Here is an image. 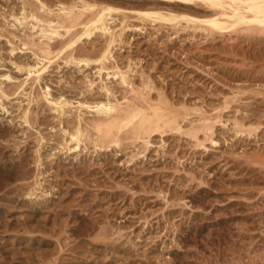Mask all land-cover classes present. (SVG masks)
Listing matches in <instances>:
<instances>
[{"label":"rangeland","instance_id":"374dc122","mask_svg":"<svg viewBox=\"0 0 264 264\" xmlns=\"http://www.w3.org/2000/svg\"><path fill=\"white\" fill-rule=\"evenodd\" d=\"M102 1L0 0V264H264V26L241 24L223 35L180 17L229 20L233 9L204 0ZM109 6L115 10L104 11ZM144 10L160 11L173 24L142 17ZM70 12L82 25L105 14L107 33L80 35L66 48L61 42L80 37L81 24L73 35L60 27L56 40L42 37L45 19L68 24ZM109 30L114 35L106 38ZM40 48L54 53L47 57ZM107 48L109 72L100 74L98 62H68L69 55L92 61ZM39 66L47 69L37 79ZM111 66L128 71L130 84L112 76ZM142 82L155 89L152 103L165 97L164 104L183 112L177 117L190 111L177 119L182 130L158 131L146 142L122 134L120 145L103 144L92 129L101 115L88 105L107 99L103 85L112 88L113 101H123V94L133 96L126 87L143 89ZM60 99L68 102L64 109ZM78 124L81 146L71 138Z\"/></svg>","mask_w":264,"mask_h":264},{"label":"bare ground","instance_id":"6f19581e","mask_svg":"<svg viewBox=\"0 0 264 264\" xmlns=\"http://www.w3.org/2000/svg\"><path fill=\"white\" fill-rule=\"evenodd\" d=\"M76 1V0H75ZM82 1V0H81ZM90 1V0H89ZM98 1V0H97ZM102 1V0H101ZM149 1H151V0H149ZM182 1V0H181ZM184 1V0H183ZM188 1V0H187ZM190 1V0H189ZM203 1V0H202ZM204 1H207L211 6H213V8L214 7H219V8H221V10H222V8H224L225 6H228V7H230L231 9H233V13H232V15L230 16V15H228V17L227 18H229V20H226V21H222V20H220V19H218V18H214V17H212V18H206V19H201L200 17H197L196 15H187V14H185V15H183V16H180V17H182L184 20L186 19V21H188V22H190V23H206V24H208L210 27H212V28H215L216 30H218L219 29V31L220 30H222L221 31V33L222 32H224L225 31V29L227 30L228 28H231V27H236V26H241V24L243 25V24H250V25H255V24H257V25H262L261 27H262V29H263V26H264V0H204ZM23 2V1H22ZM41 3H42V1H40ZM103 2V1H102ZM101 2V3H102ZM195 2H197V0L195 1ZM73 3V2H72ZM72 3H71V5H72ZM93 3V2H92ZM95 3V6H93V7H96V2H94ZM93 3V4H94ZM191 3V2H190ZM43 4H44V2H43ZM197 4H201V3H197ZM33 5V4H32ZM46 5V4H45ZM76 5H77V3L75 4V6H74V4H73V6L74 7H76ZM99 5V4H98ZM97 5V6H98ZM169 5V4H168ZM36 5H34V7H35ZM39 6V5H38ZM42 6V5H41ZM68 6H70V4L68 5ZM91 6L92 5H90L89 6V8L90 9H92L91 8ZM171 6V5H170ZM183 6V5H182ZM187 6V5H186ZM199 6H202V5H199ZM43 7H45L44 5H43ZM42 7V8H43ZM72 7V6H71ZM70 7V8H71ZM73 7V8H74ZM82 7V6H81ZM87 8H88V5L86 6ZM197 7V6H196ZM202 7H204V6H202ZM33 8V7H32ZM47 8V7H46ZM60 8H62V7H60ZM67 8V7H66ZM73 8L71 9V11L73 10ZM83 8V7H82ZM98 8H99V6H98ZM97 8V9H98ZM113 7H107V8H105L104 9V11H109V12H111V11H114L115 9H112ZM153 8V7H152ZM155 9H156V7H154ZM153 8V9H154ZM206 8V7H205ZM48 9V8H47ZM46 9V10H47ZM50 9V8H49ZM64 9H65V7H64ZM64 9H62L63 11H64ZM81 9V8H80ZM118 8H116V10H117ZM165 9V8H164ZM175 9V8H174ZM208 9V8H207ZM26 10V9H25ZM74 10H75V8H74ZM73 10V11H74ZM83 10V9H82ZM85 10H86V8H85ZM96 10V9H95ZM99 10V9H98ZM97 10V11H98ZM118 10H120V11H122L123 9H118ZM152 10V9H151ZM151 10L150 11H146V10H144V11H139V14L142 16V17H148V18H150L151 19V17H156V18H159V19H161V20H159V21H163V20H166V22L168 23V22H171L170 20L172 19V18H170V17H168V16H164L163 14H160L161 12L159 11V13H157V12H151ZM165 10H167V9H165ZM229 10V9H228ZM39 11H40V9H39ZM38 11V12H39ZM51 11V10H50ZM49 11V12H50ZM78 11V10H77ZM86 11H88V10H86ZM154 11H156V10H154ZM161 11H163V9L161 10ZM172 11H173V9H172ZM188 11V10H187ZM190 11V10H189ZM214 11H215V9H214ZM242 11H244V12H242ZM26 12V11H25ZM41 12V11H40ZM43 12H46V11H44L43 10ZM54 12V11H53ZM56 12V11H55ZM66 12V11H65ZM68 13H69V11H67ZM94 12V11H93ZM116 13H118L117 11H115ZM124 12V11H123ZM136 12V11H135ZM167 12V11H166ZM202 12V11H201ZM59 13H61V12H59ZM63 14H64V12H62ZM71 14L68 16V18L69 19H71V20H73V21H69L68 20V24H67V22L65 21H63V20H61L60 18L61 17H59V19L61 20V21H63V22H59L60 24H55V22H48V20L47 19H43L45 22H43V23H47V27L45 26V24H41V26H43L44 25V27L45 28H43V27H40L39 26V24H40V22L38 23V24H36V26H35V28L37 29L38 28V26L40 27V28H42L41 29V34H42V37H45V38H49V39H55V38H53L54 37V35H56V36H59L61 33L59 32V28L60 27H64V28H66L67 29V32H69L71 29L73 30V32H70V34H72L73 35V33H75L76 32V30H74V28H75V26L76 25H78V24H81L82 25V23H76L77 22V20L79 21V20H83V19H80V18H76V17H78V16H76L75 14V16L73 15V13L72 12H70ZM79 13H80V11H79ZM113 13V12H112ZM126 13V12H125ZM169 13H170V11H169ZM176 13V15H177V12H175ZM183 13V12H182ZM196 13V12H195ZM215 13V12H214ZM22 14V13H21ZM37 14H39V13H37ZM40 14H42V13H40ZM49 14V13H48ZM67 14V13H66ZM81 14V13H80ZM82 14H84V13H82ZM87 14V13H86ZM93 14V13H92ZM100 14V13H99ZM138 14V13H137ZM167 14V13H166ZM209 14H211V13H209ZM23 15H25V14H23ZM27 15V14H26ZM32 15V14H31ZM44 15V14H43ZM51 15V14H50ZM49 15V16H50ZM58 15H60V14H58ZM108 15V14H107ZM121 15V14H120ZM122 15H124V14H122ZM169 15V14H168ZM182 15V14H181ZM204 15V14H203ZM224 15H227V14H223L222 16H224ZM52 16H53V14H52ZM57 16V15H56ZM60 16H62V15H60ZM81 16V15H80ZM91 16V15H90ZM95 16V15H94ZM99 16V15H98ZM98 16H96V17H94V18H90V20H87V22L85 23V25H82V27H84L85 28V30L84 31H82L80 34H79V36L81 35H83V37L84 36H86V37H90L93 33H94V31H96V30H102L103 32H106L107 30H108V27H107V25L105 24V20L107 19H105L104 17H105V14H102L101 13V15L98 17ZM113 16H115V15H113ZM112 16V17H113ZM125 16V15H124ZM129 16V15H128ZM177 16H179V15H177ZM173 17V15H172V17L173 18H175V21L174 20H172V21H174L175 22V24H177V22H176V19L177 18H179V17ZM218 16V15H217ZM217 16H215V17H217ZM22 17V16H21ZM25 17V16H24ZM28 17V16H27ZM32 17H36L35 16V14H33L32 15ZM45 17H47V16H45ZM63 17V16H62ZM65 17V16H64ZM82 17H86L85 15H82ZM108 17V16H107ZM120 17V16H119ZM121 17H123V16H121ZM220 17H221V15H220ZM226 17V16H225ZM40 18V17H39ZM67 18V16H66V18H65V20L66 19H68ZM116 18V17H115ZM115 18L113 17V18H111V19H114L115 20ZM138 18V17H137ZM182 18H181V20H182ZM204 18V17H203ZM17 19V18H16ZM20 19V18H19ZM22 19H24L23 17H22ZM25 19H27V18H25ZM28 19H29V17H28ZM33 19H35L37 22L39 21V20H37V18H33ZM58 19V18H57ZM87 19H88V17H87ZM110 19V18H109ZM110 19V20H111ZM123 19H124V17H123ZM125 19H126V17H125ZM142 19V18H141ZM141 19H140V21H141ZM145 19V18H144ZM147 19V18H146ZM149 19V20H150ZM41 20H42V18H41ZM42 20V21H43ZM122 20V19H121ZM154 20V19H153ZM153 20H151V22L153 21ZM169 20V21H168ZM16 21V20H15ZM23 21H25V20H22V23L24 24V22ZM29 21H31L30 19H29ZM33 22H34V20H32ZM35 21V22H36ZM49 21H51V20H49ZM116 21V20H115ZM114 21V22H115ZM126 21V20H125ZM124 21V22H125ZM148 21V20H147ZM159 21H158V23H159ZM183 21V20H182ZM26 22V21H25ZM34 22V23H35ZM83 22V21H82ZM106 22H108V21H106ZM122 22H123V20H122ZM144 22H145V20H144ZM144 22H142V23H144ZM33 23V24H34ZM52 23H54L55 25H53L52 26ZM112 23H113V20H112ZM157 23V22H156ZM172 23V22H171ZM21 24V23H20ZM22 24V25H23ZM29 24V23H28ZM64 24H65V26H64ZM67 24V25H66ZM108 24H109V22H108ZM161 24V23H160ZM173 24V23H172ZM174 24V25H175ZM178 24H180L179 22H178ZM188 25H189V23H187ZM124 25V24H123ZM122 25V26H123ZM130 25V24H129ZM195 25V24H194ZM247 25V26H248ZM24 26V25H23ZM80 26V25H79ZM109 26V25H108ZM121 26V25H120ZM173 26V25H172ZM180 26V25H179ZM196 26V25H195ZM244 26V25H243ZM246 26V27H247ZM252 26H251V28H252ZM18 27V26H17ZM25 27V26H24ZM74 27V28H73ZM81 27V26H80ZM110 28V30L112 31V26H109ZM124 27H126L125 25H124ZM123 27V28H124ZM200 27V26H199ZM199 27H198V30H199ZM250 27V26H249ZM248 27V28H249ZM195 28V31H197L196 29H197V26L196 27H194ZM206 28H208L207 26H206ZM250 28V29H251ZM255 28V27H254ZM9 29H11V28H9ZM63 29V28H62ZM61 29V30H62ZM80 29V28H79ZM115 29V28H114ZM186 29V28H185ZM200 29H204V27L203 28H200ZM235 29V28H234ZM242 29H243V27H242ZM242 29H241V31H242ZM244 29H245V26H244ZM256 29H257V26H256ZM24 30V29H23ZM63 30H65V29H63ZM110 30H109V32H108V34H106V38H107V35H109V34H112V33H110ZM121 30H122V28H121ZM125 30V29H124ZM206 30H209L210 32H211V30H210V28L209 29H206ZM213 30V29H212ZM231 32H233V28H231ZM236 30V29H235ZM252 30V29H251ZM259 30H261V29H259ZM264 30V29H263ZM262 30V31H263ZM75 31V32H74ZM128 31V30H127ZM132 31V30H131ZM228 31H229V29H228ZM238 31H240L239 29H238ZM256 31V30H255ZM121 32V31H120ZM124 32V31H123ZM215 32V31H214ZM259 32V31H258ZM40 33V32H39ZM65 33V32H64ZM77 33V32H76ZM97 33H98V31H97ZM107 33V32H106ZM125 33V32H124ZM212 33V32H211ZM210 33V34H211ZM218 33V32H217ZM228 34H229V32H227ZM233 33H235V32H233ZM32 34V33H31ZM30 34V35H31ZM69 34V35H70ZM100 34V33H99ZM123 34V33H122ZM127 34V33H126ZM143 34V33H142ZM209 34V33H208ZM214 34V33H213ZM215 34H216V32H215ZM223 34V33H222ZM221 34V35H222ZM64 35V34H63ZM68 35V34H67ZM75 35V34H74ZM95 35V34H94ZM97 35V34H96ZM104 35H105V33H104ZM112 35H114V34H112ZM111 35V36H112ZM119 34H116V36H117V38L118 37H120V36H118ZM224 35V34H223ZM230 35V34H229ZM71 36V35H70ZM76 36H78V34L77 35H75V36H73V37H69L70 38V40H68L67 41V43H62L61 42V44L62 45H65L64 46V48H66V46L67 47H70V45L72 46L73 44H76L77 43V41L79 42L80 40V38H81V36L80 37H78L77 39H75L76 38ZM93 36V35H92ZM32 37H34V35L32 36ZM61 37H62V35H61ZM113 37V36H112ZM59 38V37H58ZM63 39H64V41H65V36L64 37H62ZM61 38V39H62ZM68 38V37H67ZM92 38V37H91ZM114 38V37H113ZM113 38H111V40L113 39ZM116 38V39H117ZM126 38V37H125ZM124 38V39H125ZM209 38V37H208ZM213 38V37H212ZM41 39V38H40ZM86 39V38H85ZM103 39V38H102ZM110 39V38H109ZM108 39V40H109ZM115 39V40H116ZM56 40V39H55ZM67 40V39H66ZM107 40V39H106ZM106 40H105V42H106ZM110 40V41H111ZM114 40V41H115ZM119 40V39H118ZM123 40V39H122ZM39 41V40H38ZM63 41V40H62ZM12 42V41H11ZM14 42V41H13ZM47 42V41H46ZM45 42V43H46ZM81 42V41H80ZM93 42V41H92ZM109 42V41H108ZM116 42V41H115ZM123 42V41H122ZM34 43V42H33ZM36 43V42H35ZM40 43V42H39ZM45 43H44V46H46L45 45ZM107 43V42H106ZM106 43H105V45H106ZM124 43V42H123ZM41 44V43H40ZM50 44H51V42H50ZM49 44V45H50ZM95 44V43H94ZM109 44H110V42H109ZM103 45V44H102ZM107 45H108V43H107ZM112 45H114L113 43H112ZM126 45V44H125ZM32 46V45H31ZM31 46H29V47H31ZM34 46H35V44H34ZM34 46H33V48H34ZM43 46V45H42ZM51 46V45H50ZM119 45H117L116 47H118ZM25 47V46H24ZM41 47V46H40ZM54 47V46H53ZM62 47V49L63 50H65L64 48H63V46H61ZM84 47V46H83ZM105 47V46H104ZM106 47H108V46H106ZM113 47V46H112ZM16 48V47H15ZM120 48V47H119ZM28 49V48H27ZM30 49V48H29ZM38 49V48H37ZM42 48H40V50H41ZM50 49H52V48H50ZM59 49H61V48H59ZM61 49V50H62ZM68 49H70V48H68ZM77 49V48H76ZM114 49V48H113ZM16 50V49H15ZM61 50H60V52H61ZM63 50H62V52H63ZM84 50V49H83ZM82 50V51H83ZM105 50V49H104ZM114 50H116V49H114ZM120 50H122V49H120ZM43 53H45L46 55H48L49 53H51V52H49V48L47 49H45V48H43V50H41ZM74 51H75V49H74ZM11 52H12V50H11ZM14 52V51H13ZM57 52V51H56ZM61 52V53H62ZM70 52V51H69ZM68 52V53H69ZM84 52V51H83ZM120 52V51H119ZM39 53V52H38ZM52 53H54V52H52ZM59 53V51L57 52V54ZM61 53H59V54H61ZM73 53V52H72ZM79 53V52H78ZM58 54V55H59ZM109 54H111V52H110V49H106L105 51H103V52H101V53H99L98 54V57L97 58H95V59H93L92 61L89 59V58H86L87 57V55H86V57H82V58H78V57H76V56H73V55H69L67 58H68V62H71V63H73V64H76V65H89L91 62L93 63V62H98L99 64L98 65H100V67L98 68L99 69V73L101 74L102 73V71H110V69L108 68V66L110 65L109 63H111V62H109V63H107V64H109L108 66H107V64H106V60L109 58L108 56H111V55H109ZM115 54V53H114ZM34 55V54H33ZM52 55V54H51ZM66 55H67V53H66ZM65 55V56H66ZM81 55V54H80ZM120 56V55H119ZM43 57H45V56H43ZM47 57H50L49 55L47 56ZM89 57V56H88ZM112 57V56H111ZM118 57V56H117ZM122 57V56H121ZM42 59V58H41ZM44 59H46V57L44 58ZM43 59V60H44ZM50 59V58H49ZM55 59V58H54ZM58 59V58H57ZM56 59V60H57ZM64 59V58H63ZM42 60V61H43ZM51 60V59H50ZM116 60V59H115ZM126 60V59H125ZM41 63H39V64H41L42 65V61L41 60H39ZM64 61V60H63ZM108 61V60H107ZM110 61V60H109ZM117 61H118V59H117ZM116 61V62H117ZM113 62V61H112ZM119 62V61H118ZM130 63H131V61H129ZM45 63V62H44ZM50 64H51V62H49ZM114 63V62H113ZM134 63V62H133ZM47 64V63H46ZM45 64V65H46ZM66 64V63H65ZM97 65V64H96ZM130 65V64H129ZM43 66H44V64H43ZM48 66V65H47ZM71 66V65H70ZM120 66V65H119ZM29 67V66H28ZM30 67H32V66H30ZM76 67V66H75ZM80 67V66H79ZM85 67V66H84ZM92 67V66H91ZM114 67V66H113ZM112 66L110 67L111 68V70H112V68H113ZM121 67V66H120ZM136 67V66H135ZM36 68V67H35ZM35 68H29V69H27V71H28V73H32V70L33 69H35ZM39 68H40V66H39ZM37 68L38 70H34V72L35 73H38V75H36L37 76V79L40 77L39 75H41V73H40V70L42 69V68H44V67H42V68ZM90 68V67H89ZM117 68V67H116ZM126 68H127V66H126ZM44 69H47L46 67L44 68ZM80 69H81V67H80ZM114 69H115V67H114ZM122 69V68H121ZM128 69H130V68H128ZM136 69V68H135ZM83 70V69H82ZM116 71L114 72V70H113V72L111 71V73H112V76L114 75V76H118V78L121 80V82L120 83H122V84H130V81L128 80V79H131V78H126V75H127V73H128V71H127V73L125 72V70L124 71H122V70H120V69H115ZM20 71V70H19ZM81 71V70H80ZM130 71V70H129ZM75 72V71H74ZM27 73V74H28ZM34 73V74H35ZM111 73H107L108 75L109 74H111ZM98 74V73H97ZM105 74V73H104ZM106 74V75H107ZM30 75V74H29ZM146 75V74H145ZM131 76V75H130ZM101 77V76H100ZM100 77H99V80H100ZM138 77V76H137ZM143 77H145L144 75H143ZM142 77V78H143ZM31 78V75H30V77H29V79ZM135 78V77H134ZM140 78V77H139ZM11 79V78H10ZM35 79V78H34ZM33 79V80H34ZM36 79V80H37ZM40 79V78H39ZM42 79V78H41ZM90 79V78H89ZM28 80V79H27ZM31 80H32V78H31ZM91 80V79H90ZM134 80V79H133ZM30 81V80H29ZM40 81V80H39ZM103 81V80H102ZM116 81V80H115ZM146 81H147V79H146ZM146 81H144L145 83H146ZM37 82V81H36ZM100 82V81H99ZM104 82V81H103ZM107 82H110V81H107ZM35 83V82H34ZM41 83V82H40ZM90 83H92V81L90 82ZM143 83V82H142ZM145 83H143V84H145ZM83 84V83H82ZM99 84V83H98ZM104 84V83H103ZM113 84V83H112ZM150 84V83H149ZM148 82H147V85L145 86V85H143V89H140V88H135L134 86L133 87H126V88H131V90L129 91V89H128V92L130 93L131 92V94H133V96H131L130 98L129 97H127V95H125V94H123L121 97V99H123V101H121L120 99H117V100H115V101H113V98L111 99V94H113V91H112V88L110 89L107 85H101L102 86V89L104 90V93L106 92V94H107V99L104 101V100H99V101H97V102H93L92 103V105L93 106H91V103L88 105V107H90L89 109H92V108H95L96 109V112H97V114H99V115H101L100 116V118H98L96 121H94L93 119V121H94V123H93V128H92V125H89V126H91V128L92 129H94L97 133H98V137L100 138V141L103 143V144H116V145H120V143H122L121 142V140H122V138H123V135L122 134H125V137L127 138H129V136L130 137H132V138H134V139H141V140H149L148 138H150V136L153 134V133H157L158 131L159 132H165V129H167V130H169V129H171V130H178V132L180 131V130H182L181 128V124L180 123H178L177 122V119H178V117H179V115H180V117L182 116L181 114L183 113L180 109L178 110V109H176V107H175V109L177 110L176 112H178V111H181L182 113H180L179 115H178V117H177V113L174 111V110H172L171 108L172 107H170V109H169V107H168V105H166V104H164V103H167L168 104V102L169 101H164V99H166L165 97H164V99H163V97H162V100H159V99H156V100H158V101H154V103H152V101H151V99H150V91L152 90V92H154V90L152 89V88H150L148 85ZM1 85V84H0ZM4 85V84H3ZM124 85V86H125ZM134 85H135V83H134ZM153 81H152V87H153ZM2 86V85H1ZM10 86V85H9ZM13 86V85H12ZM11 86V87H12ZM90 86V85H89ZM93 86V85H92ZM91 86V87H92ZM127 86V85H126ZM129 86V85H128ZM136 86H138L139 87V85H136ZM6 87V86H5ZM23 87V86H22ZM25 87V86H24ZM95 87V86H94ZM142 87V86H141ZM155 87V86H154ZM97 88V87H96ZM100 88V87H99ZM125 88V89H126ZM4 90V89H3ZM19 90V89H18ZM40 90V89H39ZM95 90V89H94ZM127 90V89H126ZM157 90V89H156ZM6 91V90H5ZM22 91V90H21ZM159 91H161L160 89H159ZM158 90H157V92H159ZM2 92V91H1ZM23 92H25V90L23 91ZM23 92H21V93H23ZM127 92V91H126ZM39 93V92H38ZM46 93H47V91H46ZM103 93V94H104ZM161 93H164V92H161ZM28 94V93H27ZM31 94H32V92H31ZM44 94V93H43ZM47 94H49V93H47ZM47 94H45V95H47ZM86 94V93H85ZM90 94V93H89ZM153 94V93H152ZM0 95H1V93H0ZM5 95H7V94H5ZM42 95V94H41ZM87 95V94H86ZM115 95V94H114ZM120 95H121V93H120ZM164 94H161V95H159V96H163ZM4 96V95H3ZM37 96V95H36ZM39 96V95H38ZM48 96V95H47ZM50 96V95H49ZM84 96V95H83ZM6 97V96H5ZM5 97H3L4 99H6ZM8 97V96H7ZM23 97V96H22ZM21 97V98H22ZM31 97V96H30ZM29 97V98H30ZM45 97V96H44ZM81 97V96H80ZM104 97H106L105 95H104ZM113 97V96H112ZM35 98V97H34ZM33 97H32V99H34ZM54 98V97H53ZM82 98H84V97H82ZM117 98V97H116ZM115 98V99H116ZM9 99V98H8ZM47 99V98H46ZM49 99V98H48ZM31 100V99H30ZM50 100V99H49ZM61 100V99H60ZM34 101V100H33ZM59 101V100H58ZM58 101H57V103H58ZM61 101H65V100H61ZM226 101V100H225ZM32 102V101H31ZM56 102V101H55ZM60 102V101H59ZM78 102V101H77ZM66 103V101L65 102H60L59 104V106L61 107V108H63L62 107V105L63 104H65ZM68 103V102H67ZM66 103V104H67ZM1 104H3L2 103V101H1ZM47 104V103H46ZM53 104V103H52ZM65 104V105H66ZM79 105L81 104V103H78ZM77 104V105H78ZM83 104V103H82ZM35 105V104H34ZM42 105V104H41ZM54 105V104H53ZM64 105V106H65ZM70 105V104H69ZM166 105V106H165ZM171 105V104H170ZM4 106V105H3ZM48 106V105H47ZM57 106V105H56ZM84 106H87V104L86 105H84ZM83 106V107H84ZM183 106V105H182ZM81 107V106H80ZM59 108V107H58ZM67 108H68V106H67ZM77 108V107H76ZM64 109V108H63ZM85 109H87V108H85ZM95 109H94V111H95ZM186 109V108H185ZM185 109H183V111H185ZM188 109V108H187ZM189 109H191V108H189ZM222 109V108H221ZM228 109V108H227ZM4 110H6L5 108H4ZM27 110H29V109H27ZM27 110L25 111V112H27ZM52 110V109H51ZM56 110V109H55ZM62 110V109H61ZM67 110H69V108L67 109ZM70 110H71V108H70ZM69 110V111H70ZM77 110V109H76ZM193 110V109H192ZM43 111V110H42ZM53 111H54V108H53ZM65 111H66V109H65ZM68 111V112H69ZM81 111V110H80ZM79 111V112H80ZM187 112H190V111H188V110H186ZM185 111V112H186ZM55 112V111H54ZM56 112H58L57 110H56ZM68 112H66V113H68ZM90 112V111H89ZM185 112H184V116L187 114V112H186V114H185ZM62 113H63V115H64V112L62 111ZM80 113H82V111L80 112ZM91 113V112H90ZM196 113H198V110H197V112ZM204 113V112H203ZM215 113V112H214ZM25 115H24V117L26 118H28V116H27V114L26 113H24ZM61 114V113H60ZM194 114V113H193ZM200 114V112L198 113V115ZM219 114H220V112H219ZM70 115V114H69ZM79 115V114H78ZM84 115V114H83ZM82 114H81V116H83ZM202 115H205V114H202ZM207 115V114H206ZM56 116H58L59 117V114L58 115H56ZM67 116V115H66ZM85 116V115H84ZM184 116H182V117H184ZM189 116H191V114L189 115ZM200 116H201V114L199 115V118H200ZM210 116V115H209ZM217 116V115H216ZM246 116V115H245ZM23 117V118H24ZM68 117V116H67ZM66 117V118H67ZM74 117V116H73ZM99 117V116H98ZM218 117V116H217ZM25 118H24V120H25ZM26 118V119H27ZM61 118H63V117H61ZM79 118V117H78ZM93 118V117H92ZM187 118H189V117H187L186 116V119ZM202 118V117H201ZM204 118H205V116H204ZM207 118V117H206ZM209 118V117H208ZM221 118V117H220ZM31 119V118H30ZM182 119V118H181ZM203 119V118H202ZM202 119H201V121H202ZM212 119H214V118H212ZM219 119V118H218ZM217 119V120H218ZM222 119V118H221ZM61 120V119H60ZM81 120V119H80ZM79 120V121H80ZM90 120V119H89ZM183 120H184V118H183ZM182 120V121H183ZM198 120V119H197ZM215 120V119H214ZM26 121V123H28L29 121H27V120H25ZM31 121V120H30ZM66 121L67 120H65V123H66ZM79 121L77 122V123H79ZM82 121V120H81ZM80 121V122H81ZM84 121V120H83ZM91 121V120H90ZM198 121H200V120H198ZM203 121H206V120H203ZM68 122V121H67ZM216 122V121H215ZM215 122H212V123H215ZM233 122H235V121H233ZM245 122V121H244ZM71 123V122H70ZM74 123V122H73ZM72 123V124H73ZM84 123V122H83ZM202 123V122H201ZM206 123V122H205ZM209 123V122H208ZM61 124V123H60ZM69 124V123H68ZM85 124V123H84ZM178 124H180V127L181 128H179V125ZM203 124V123H202ZM207 124V123H206ZM216 124H217V122H216ZM222 124V123H221ZM64 125V124H63ZM71 125V124H70ZM79 125H81V124H78V126ZM85 125H87V124H85ZM198 125H199V122H198ZM209 125H210V123H209ZM215 125V124H214ZM213 125V126H214ZM223 125V124H222ZM72 126V125H71ZM84 126V125H83ZM88 126V125H87ZM86 126V127H87ZM211 126H212V124H211ZM216 126V125H215ZM200 127V126H199ZM203 126H201V128H202ZM206 125H205V129L204 128H202V130L204 129V131L206 130ZM179 128V129H178ZM193 128V127H192ZM84 129H87V131H88V127L87 128H84ZM196 129V128H195ZM194 129V130H195ZM207 129H213V127H209V128H207ZM63 130H64V128H63ZM65 130H66V128H65ZM196 130H198V129H196ZM67 131V130H66ZM65 131V132H66ZM70 131V130H69ZM69 131H67L68 133H69ZM84 130H82V128L79 126L78 128L76 127V129H75V127H74V131H73V133L71 134V138L74 140V141H76V143L77 144H79L81 141H82V137L84 136V132H83ZM192 131V132H191ZM200 132H201V130H199ZM198 131V132H199ZM203 131V132H204ZM210 130H207V132H209ZM71 132V131H70ZM86 132V131H85ZM158 132V133H159ZM168 132V131H167ZM166 132V133H167ZM177 132V131H176ZM182 132V131H181ZM180 132V133H181ZM184 132L185 131H183L182 133L184 134ZM189 132H191V134L193 133V135H194V133H195V131L193 132V129L192 130H190ZM197 132V133H198ZM211 132V131H210ZM181 133V134H182ZM186 134H188L187 132H185ZM205 133V132H204ZM67 134V133H66ZM161 134V133H160ZM163 134H165V133H163ZM170 134V133H169ZM188 135H190V134H188ZM187 135V136H188ZM198 135V134H197ZM206 135H207V133H206ZM209 135H210V133H209ZM65 136V135H64ZM68 136H69V134H68ZM154 136V135H153ZM191 136V135H190ZM88 137V136H87ZM67 138V137H66ZM127 138V140H130V139H128ZM195 140L198 142L197 144L199 145L201 142L200 141H198L197 140V137H196V135H195ZM212 138V137H211ZM134 139H131V140H133V142H134ZM194 139V138H193ZM207 139H209L208 137H206V141H207ZM42 140V139H41ZM44 140V139H43ZM63 140H64V138H63ZM72 140V141H73ZM84 140V139H83ZM136 140V141H137ZM211 140V139H210ZM69 141V140H68ZM67 141V142H68ZM73 141V142H74ZM124 141V140H123ZM135 141V142H136ZM143 141V142H144ZM209 141V140H208ZM85 141H83V143H84ZM97 142V141H96ZM142 142V143H143ZM146 142V141H145ZM203 142V141H202ZM69 143H71V141H69ZM87 143V142H86ZM93 143V142H92ZM204 143V142H203ZM145 144V143H144ZM149 144V143H148ZM196 144V145H197ZM76 145V144H75ZM80 146H81V143L79 144ZM89 145V144H88ZM205 144H203V146H204ZM216 145V144H215ZM149 146V145H148ZM201 146V145H200ZM77 147V146H76ZM79 147V146H78ZM39 151H37V153H38ZM39 165V164H38ZM36 192V191H35ZM31 198V197H30ZM106 233V232H105ZM105 233H103V234H105ZM102 234V235H103ZM115 234H116V232H115ZM104 236V235H103ZM105 237H106V235H105ZM240 257V256H239ZM250 258V257H249Z\"/></svg>","mask_w":264,"mask_h":264}]
</instances>
